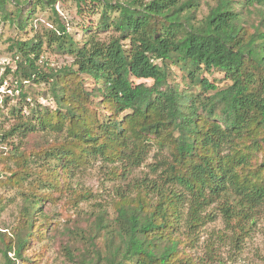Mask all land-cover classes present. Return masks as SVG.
I'll return each instance as SVG.
<instances>
[{
	"label": "trees",
	"instance_id": "16d2710c",
	"mask_svg": "<svg viewBox=\"0 0 264 264\" xmlns=\"http://www.w3.org/2000/svg\"><path fill=\"white\" fill-rule=\"evenodd\" d=\"M57 1L0 0L1 22L19 31L36 13L52 12L51 28L8 39L15 69L6 74L18 106L10 107L14 123L0 138L18 137L25 148L0 152L7 173L0 187L25 198L12 234H0L3 264L32 263L26 251L47 239L48 218L36 224L43 202L54 201L45 186L60 192L90 157L138 165L152 147L167 154L160 182L116 197L112 217L99 211L68 229L65 257L75 264H198L178 239L183 201L194 226L213 201L238 221L264 205V0H72L91 22L82 44L67 32ZM47 52L72 63L52 68ZM214 73L221 79L207 78ZM52 133L61 141L45 145ZM35 158L44 161L38 170Z\"/></svg>",
	"mask_w": 264,
	"mask_h": 264
},
{
	"label": "rangeland",
	"instance_id": "374dc122",
	"mask_svg": "<svg viewBox=\"0 0 264 264\" xmlns=\"http://www.w3.org/2000/svg\"><path fill=\"white\" fill-rule=\"evenodd\" d=\"M55 11L61 21L66 25L75 41L82 44L89 35L90 21L81 16L72 0H58ZM205 14L206 9L201 8ZM89 15V14H88ZM200 15V14H199ZM52 12L49 9L35 14L30 25L25 31H19L16 27L4 24L0 20V78H4L0 86V134L9 131L14 121L9 113L10 107L18 106L14 96L10 94L14 89L13 78L6 74L7 68L14 71L12 53H9L8 39L26 40L42 33L44 28H51ZM91 17V16H90ZM93 21L97 16L91 17ZM93 26V24H92ZM94 31V27L90 32ZM100 40L107 39L106 34L96 33ZM44 60L52 68L70 66L72 58L67 55L47 52ZM221 75L214 73L208 75V79H221ZM136 84L150 85L149 80H136ZM27 86V85H26ZM9 96L6 106L1 100ZM47 105L46 101L40 100ZM26 115L27 111L22 110ZM45 145H51L61 141L62 135L48 134L45 136ZM24 140L18 137L0 138V152L22 151L25 148ZM37 150V148H34ZM34 150V151H35ZM167 154L152 147L147 150L138 165L130 166L124 162L109 163L99 157H90L84 167L73 168L68 175V182L59 192L44 187L42 191H48L54 201L45 200L41 206L42 215L36 220V224L44 221L42 216L48 218L51 226L46 231L47 239L33 244L25 257L32 263L17 260L16 264H75L65 257L63 248L70 242L66 231H74L75 227H83L88 217L96 215L99 211H106L108 217H112L111 202L120 195L134 194L143 185L152 181L160 182V173L165 168ZM44 161L35 158L32 164L33 170H38ZM14 168L12 162L9 164ZM5 171L0 166V178ZM38 179L37 174L29 180L31 183ZM26 193L27 190H24ZM86 193L88 198L82 199L78 195ZM25 196L15 187H0V234L10 236L17 226L21 208ZM181 205V217L178 228V239L184 244V250L191 255L198 264H264V205L251 211L249 217L242 221L238 219H226L222 211L223 202L213 201L203 206L198 212V225L194 226L190 219L189 203L183 201ZM13 258V254L8 255ZM14 259V258H13ZM0 264L3 259L0 253Z\"/></svg>",
	"mask_w": 264,
	"mask_h": 264
}]
</instances>
